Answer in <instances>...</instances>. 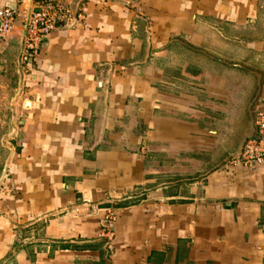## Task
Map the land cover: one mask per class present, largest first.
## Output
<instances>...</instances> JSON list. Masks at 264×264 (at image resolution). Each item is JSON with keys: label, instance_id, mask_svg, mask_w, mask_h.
I'll return each instance as SVG.
<instances>
[{"label": "crops", "instance_id": "0c3cea01", "mask_svg": "<svg viewBox=\"0 0 264 264\" xmlns=\"http://www.w3.org/2000/svg\"><path fill=\"white\" fill-rule=\"evenodd\" d=\"M82 8L28 67L34 0L0 41L18 144L0 264H264V165L237 160L264 100V0Z\"/></svg>", "mask_w": 264, "mask_h": 264}, {"label": "built area", "instance_id": "2783aa9c", "mask_svg": "<svg viewBox=\"0 0 264 264\" xmlns=\"http://www.w3.org/2000/svg\"><path fill=\"white\" fill-rule=\"evenodd\" d=\"M30 0H20L16 7L0 8V41H6L12 34L21 6ZM72 0H34L35 9L26 17L24 43L19 55L21 66L28 67L39 56L44 41L57 29L81 27L86 19L82 8ZM254 134L249 137L237 157L248 168L264 165V100L256 106L254 116Z\"/></svg>", "mask_w": 264, "mask_h": 264}, {"label": "rangeland", "instance_id": "374dc122", "mask_svg": "<svg viewBox=\"0 0 264 264\" xmlns=\"http://www.w3.org/2000/svg\"><path fill=\"white\" fill-rule=\"evenodd\" d=\"M78 1L79 0H73L72 3L75 6V8L78 7ZM85 0H82L81 3H84ZM27 80V79H26ZM4 84V83H3ZM10 83L4 84L3 86H8ZM14 87L8 88L7 92L0 95L1 101L5 103L6 105L0 106V121L2 122L0 128V166H3V159H8V162L10 161L11 157L13 156V152L15 149L18 148V144L16 143L15 134L13 133L12 124H10V120L14 119L15 110L14 105L12 106L11 103L13 99L15 98L14 95ZM6 91V90H5ZM2 103V102H1ZM9 125V126H8ZM5 134H8L6 137H4Z\"/></svg>", "mask_w": 264, "mask_h": 264}, {"label": "water", "instance_id": "95a60500", "mask_svg": "<svg viewBox=\"0 0 264 264\" xmlns=\"http://www.w3.org/2000/svg\"><path fill=\"white\" fill-rule=\"evenodd\" d=\"M253 126H254V118H253ZM253 128H254V131H255V127H253ZM251 136H252V135H251ZM251 136H249V137H251ZM249 137H247V138L243 141V143H242V145H241V147H240L239 154H240V152H241V150H242V148H243V145H244L245 141H246Z\"/></svg>", "mask_w": 264, "mask_h": 264}]
</instances>
